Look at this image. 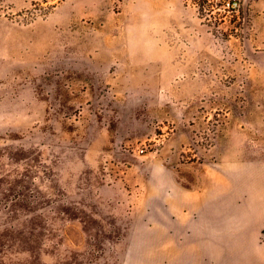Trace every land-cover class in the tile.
I'll return each instance as SVG.
<instances>
[{
  "label": "crops",
  "instance_id": "crops-1",
  "mask_svg": "<svg viewBox=\"0 0 264 264\" xmlns=\"http://www.w3.org/2000/svg\"><path fill=\"white\" fill-rule=\"evenodd\" d=\"M9 2L19 6L23 0ZM242 3L249 28L243 40L227 39L223 47L184 0H64L45 20L27 26L0 19V76L68 63L60 56L70 51L71 37L95 36L97 46L90 49L100 59L121 62L95 64L105 77L82 94L85 102L101 95L119 105V129L108 134L110 147L143 137L137 126L151 133L152 118L172 121L176 132L160 154L164 164L179 165L181 153L196 141L187 206L200 218V226L192 221L177 230L189 229V241L223 246V264H264V0ZM120 37L127 38L125 47L115 39ZM79 50L89 48L82 42ZM152 50L160 55L155 64ZM49 100L55 114L59 95ZM142 102L151 111L132 113V105L142 108ZM38 103L37 95L23 96L22 84L18 94L0 93V139L9 124L22 131L24 117L33 123ZM217 106L226 118L207 150L197 144L198 135L208 134Z\"/></svg>",
  "mask_w": 264,
  "mask_h": 264
},
{
  "label": "rangeland",
  "instance_id": "rangeland-1",
  "mask_svg": "<svg viewBox=\"0 0 264 264\" xmlns=\"http://www.w3.org/2000/svg\"><path fill=\"white\" fill-rule=\"evenodd\" d=\"M54 1L23 0L16 6L0 0V19L15 24L9 16L32 6H45L51 14L64 2ZM224 38L213 39L223 47L225 33ZM115 39L125 47L127 38ZM82 42L86 52L79 50ZM96 43L95 36H72L70 51L60 56L68 63L36 64L0 76V93L18 94L22 84L24 97L39 99L38 118L26 124L24 117L22 131L9 124L0 139L5 144H0V264H223V246L189 241V229L177 230L192 221L200 226L187 206L196 141L181 153L179 165L164 164L160 150L174 137L175 124L152 118L151 133L137 126L143 137L110 147L108 134L119 129V105L101 95L85 102L82 94L105 77L95 64L121 62L100 59L90 49ZM159 56L152 50V64ZM52 93L59 95L55 114L48 110ZM141 104L137 109L133 104L132 113L151 111L148 102ZM224 113L222 106L212 112L199 146L213 147ZM142 144L146 149L139 153Z\"/></svg>",
  "mask_w": 264,
  "mask_h": 264
},
{
  "label": "built area",
  "instance_id": "built-area-1",
  "mask_svg": "<svg viewBox=\"0 0 264 264\" xmlns=\"http://www.w3.org/2000/svg\"><path fill=\"white\" fill-rule=\"evenodd\" d=\"M184 2L193 10L195 16L205 23L209 34L215 40L220 42L224 40V33L227 39L234 38L238 42L244 39L249 28L250 15L242 0H184ZM49 14L50 11L45 6L41 8L32 6L28 11L20 14L12 13L9 17L15 24L29 25L36 19L47 18ZM145 149L146 145L142 144L136 150L143 153Z\"/></svg>",
  "mask_w": 264,
  "mask_h": 264
}]
</instances>
